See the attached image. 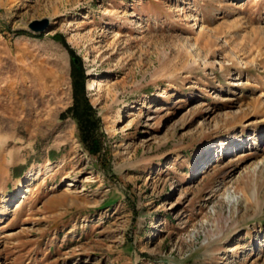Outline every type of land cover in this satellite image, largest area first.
Segmentation results:
<instances>
[{"label": "rangeland", "instance_id": "rangeland-1", "mask_svg": "<svg viewBox=\"0 0 264 264\" xmlns=\"http://www.w3.org/2000/svg\"><path fill=\"white\" fill-rule=\"evenodd\" d=\"M0 264H264V0H0Z\"/></svg>", "mask_w": 264, "mask_h": 264}, {"label": "bare ground", "instance_id": "bare-ground-1", "mask_svg": "<svg viewBox=\"0 0 264 264\" xmlns=\"http://www.w3.org/2000/svg\"><path fill=\"white\" fill-rule=\"evenodd\" d=\"M68 186H72V183H69ZM29 192V189L26 191V194Z\"/></svg>", "mask_w": 264, "mask_h": 264}, {"label": "water", "instance_id": "water-1", "mask_svg": "<svg viewBox=\"0 0 264 264\" xmlns=\"http://www.w3.org/2000/svg\"><path fill=\"white\" fill-rule=\"evenodd\" d=\"M34 25H38L37 23H35Z\"/></svg>", "mask_w": 264, "mask_h": 264}]
</instances>
